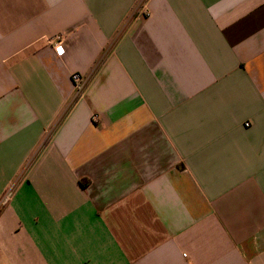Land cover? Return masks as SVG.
I'll list each match as a JSON object with an SVG mask.
<instances>
[{"label": "crops", "instance_id": "0c3cea01", "mask_svg": "<svg viewBox=\"0 0 264 264\" xmlns=\"http://www.w3.org/2000/svg\"><path fill=\"white\" fill-rule=\"evenodd\" d=\"M0 264H264V0H0Z\"/></svg>", "mask_w": 264, "mask_h": 264}, {"label": "built area", "instance_id": "2783aa9c", "mask_svg": "<svg viewBox=\"0 0 264 264\" xmlns=\"http://www.w3.org/2000/svg\"><path fill=\"white\" fill-rule=\"evenodd\" d=\"M47 44L53 47V49L59 53H63V48H62V38L61 36H55L49 40H47ZM71 80L74 85L75 91L77 94H80L83 92L84 89V82L82 77L78 73H74L71 75ZM93 121H97V117L93 116L92 117Z\"/></svg>", "mask_w": 264, "mask_h": 264}, {"label": "trees", "instance_id": "16d2710c", "mask_svg": "<svg viewBox=\"0 0 264 264\" xmlns=\"http://www.w3.org/2000/svg\"><path fill=\"white\" fill-rule=\"evenodd\" d=\"M85 184H82V187L84 188Z\"/></svg>", "mask_w": 264, "mask_h": 264}]
</instances>
